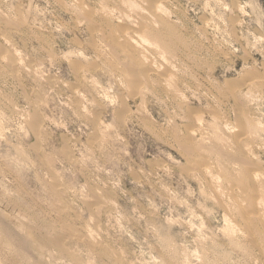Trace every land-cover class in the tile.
<instances>
[{"label":"rangeland","instance_id":"obj_1","mask_svg":"<svg viewBox=\"0 0 264 264\" xmlns=\"http://www.w3.org/2000/svg\"><path fill=\"white\" fill-rule=\"evenodd\" d=\"M151 1L0 0V264L264 261L258 259L261 248L248 249L240 220L242 204L248 202L228 195L231 188L244 187L241 158L252 156L264 177V0H153L164 6L159 5L163 29L180 39L173 51L138 26L150 15ZM105 12L110 19L101 18ZM155 25L162 30L161 23ZM121 27L139 37L143 33L139 41L147 42L141 40L132 52L122 47L123 39L107 37L125 30ZM9 53L17 58L15 68ZM142 54L161 72L166 65L174 70L166 86H160L159 75L147 84L135 77L141 74ZM250 79H257L251 89L246 85ZM231 89L240 90V97L232 98ZM194 115L196 128L191 126ZM189 130L193 134L187 139ZM240 137H246L244 148L236 144ZM181 140L200 147L210 167L207 176L190 171L196 157L184 151ZM212 146L220 151L213 152ZM261 185L257 197L264 202ZM89 227L97 233L93 245L83 229Z\"/></svg>","mask_w":264,"mask_h":264},{"label":"bare ground","instance_id":"obj_2","mask_svg":"<svg viewBox=\"0 0 264 264\" xmlns=\"http://www.w3.org/2000/svg\"><path fill=\"white\" fill-rule=\"evenodd\" d=\"M86 1V0H85ZM123 1V0H122ZM153 1V0H152ZM152 1L150 2V6H152V8L151 9H149L148 7L146 8L147 9V12L145 11V10H142V13H143V11L144 12H146V13H148L149 11H148V9L150 10V12H149V14H143V15H149V16H145L144 18H143V20H142V23H141V21H140V23H138V24H140V25H138V26H140V27H142V29H143V26L144 27H147V32L145 31V33H148V34H145V35H150V36H152V39L155 41V42H157L158 44H160V46L161 47H163V49L164 50H167V51H173L174 49H176L178 46H177V42L178 41H176L175 39H177L176 37H175V35L173 34V32L174 31H172V33H171V31H170V28L169 29H167V27L165 28V29H163V26L162 25H164V26H166V20H164V18H163V16H162V14L160 13V11H161V9H160V7L161 6H163L162 4H160V2L159 3H157V4H153L152 3ZM77 3L78 2H80V1H76ZM106 2V1H105ZM104 2V3H105ZM133 1H131V3H132ZM162 2H163V0H162ZM161 2V3H162ZM64 3H65V1H64ZM69 3V2H68ZM101 3V2H100ZM103 3V2H102ZM125 3V2H124ZM126 3H127V0H126ZM134 3V2H133ZM132 3V4H133ZM139 3V2H138ZM144 3V2H143ZM155 3V2H154ZM164 3V2H163ZM66 4V3H65ZM89 4V3H88ZM110 4V3H109ZM131 4V5H132ZM146 4V3H145ZM151 4H153V5H151ZM67 5V4H66ZM103 5H105V4H103ZM137 5V4H136ZM140 5H141V3H140ZM148 5V6H149ZM159 5H161V6H159ZM234 5V4H233ZM85 6V5H84ZM144 6V5H143ZM142 6V7H143ZM236 6H238V4L236 5ZM68 7V6H67ZM93 7V6H92ZM128 7V6H127ZM164 7V6H163ZM102 9H103V7H101ZM105 8V7H104ZM114 8V7H113ZM136 8V7H135ZM145 8V7H144ZM143 8V9H144ZM159 8V9H158ZM238 8V7H237ZM139 9V8H138ZM141 9V8H140ZM165 9V8H164ZM173 9V8H172ZM92 10V9H91ZM160 10V11H159ZM162 10H163V8H162ZM166 10H169V9H166ZM165 10V11H166ZM104 11V10H103ZM108 11V10H107ZM111 11H113V10H111ZM137 11V10H136ZM86 12V14H87V12L88 11H85ZM100 12V11H99ZM110 12V11H109ZM108 12V13H109ZM138 12V11H137ZM164 12V11H163ZM170 12V11H169ZM111 13V12H110ZM139 13V12H138ZM172 13V12H171ZM89 15H90V13H88ZM87 14V15H88ZM125 15H126V13H124ZM141 14V13H140ZM236 14V13H235ZM86 15V16H87ZM100 15V14H99ZM105 15H106V12H105V14L101 17L102 19L105 17ZM111 15V14H110ZM168 15V14H167ZM107 16V15H106ZM127 16V15H126ZM88 17V16H87ZM95 17V16H94ZM112 17V16H111ZM115 17V16H114ZM138 17H140V16H138ZM84 18V17H83ZM97 18V17H96ZM99 18H100V16H99ZM105 18H109V17H105ZM104 18V19H105ZM126 18V17H125ZM128 18V17H127ZM232 18V17H231ZM24 19V18H23ZM22 19V20H23ZM91 19V18H90ZM110 19V18H109ZM166 19V18H165ZM168 19V18H167ZM80 20V19H79ZM118 20V19H117ZM236 20V19H235ZM100 21H102V20H99V22ZM138 21V20H137ZM170 21V20H169ZM182 21V20H181ZM97 22V21H96ZM172 22V21H171ZM202 22V21H201ZM24 23V22H23ZM98 23V22H97ZM104 23V22H103ZM108 22H107V19H106V24H107ZM120 23V22H119ZM156 23H161V26L162 27H160V28H162V30H166L165 32L163 31L162 32V30L161 31H159V30H157V29H155L154 27H158V26H156L155 24ZM163 23V24H162ZM205 23H207V22H205ZM232 23V22H231ZM22 24V23H21ZM92 24V23H91ZM105 24V25H106ZM123 24V23H122ZM133 24V23H132ZM94 25V24H93ZM102 25V24H101ZM116 25V24H115ZM119 24H117V26H118ZM159 25V24H158ZM169 24H167V26H168ZM170 25H171V23H170ZM174 25V24H173ZM206 25V24H205ZM91 27H93L92 25H90ZM107 26V25H106ZM120 26H122V25H120ZM126 26V25H125ZM154 26V27H153ZM160 26V25H159ZM175 26V25H174ZM119 27V26H118ZM129 26H127V28H128ZM139 27V28H140ZM173 26H171V28H172ZM176 27V26H175ZM178 27V26H177ZM206 27V26H205ZM174 28V27H173ZM172 28V29H173ZM233 28V27H232ZM92 29V28H91ZM113 29V28H112ZM117 29V28H116ZM121 29H125V30H121ZM121 31L119 32V33H115L114 35H116V36H114V35H112L111 33H108V35H107V37L109 38V36H111L112 38H115L116 40L119 38V39H123L124 40V42H125V44L124 45H122V47L124 48V46H126L127 48H129L130 50H132V52L133 51H136V50H138V49H136V47L138 46V43L142 40V39H145V38H142L141 37V35H143V33H141V35H140V37L138 36V35H136V33L137 32H135V31H130V30H127L126 28H122L121 27ZM129 29V28H128ZM138 29V28H137ZM146 28H144V30H145ZM171 29V30H172ZM177 29H180V28H177ZM107 30V29H106ZM114 30V29H113ZM112 30V31H113ZM133 30V29H132ZM174 30H176V28H174ZM179 31V30H178ZM96 32H98V30L96 31ZM100 32V31H99ZM115 32V31H114ZM138 32H140V31H138ZM142 32V31H141ZM176 32V31H175ZM105 33H106V31H105ZM104 33V34H105ZM103 34V31L101 32V34L100 35H104ZM137 34H139V33H137ZM89 35H91L90 33H89ZM176 36H178V35H176ZM191 36V35H190ZM103 37V36H102ZM139 37V38H138ZM144 37V36H143ZM180 37V36H179ZM188 37V36H187ZM187 37H185V38H187ZM104 38V37H103ZM107 38V39H108ZM140 38H142L140 41H139V39ZM151 38V37H150ZM184 38V37H183ZM110 39V38H109ZM148 39V38H147ZM179 39V38H178ZM177 39V40H178ZM95 40H97V39H94L93 41H95ZM106 40V39H105ZM180 40V39H179ZM182 40V39H181ZM122 41V40H121ZM143 42L142 43H144L145 44V42H147V40L144 42V40H142ZM154 41H153V43H154ZM183 41V40H182ZM185 41V40H184ZM190 41V40H189ZM99 42V41H98ZM123 42V43H124ZM152 42V41H151ZM181 42V41H180ZM141 43V42H140ZM150 43V42H149ZM183 43V42H182ZM194 43V42H193ZM146 44H148V43H146ZM152 44V43H151ZM151 44H150V46H151ZM156 44V43H155ZM180 44V43H179ZM185 44V43H184ZM183 44V45H184ZM188 44V43H187ZM191 44V43H190ZM102 45H103V43H102ZM182 45V44H181ZM182 45V46H183ZM186 45V44H185ZM144 46V45H143ZM155 46V45H154ZM202 46V45H201ZM142 47V46H141ZM153 47V46H152ZM157 49L156 50H158V47L157 46H155ZM180 47V46H179ZM185 47H187V46H185ZM190 47H191V45H190ZM143 48V47H142ZM141 48V49H142ZM184 48V46L182 47V49ZM114 51L115 52H117L116 50V48L114 47ZM148 49V48H147ZM162 49V48H161ZM180 49V48H179ZM106 50V49H105ZM110 50H113V49H110ZM145 50V49H144ZM144 50H143V52H144ZM149 51L151 50V49H148ZM152 50H154V47L152 48ZM156 50H154L155 52H156ZM163 50V51H164ZM159 51V50H158ZM163 51H162V53H163ZM183 51V50H182ZM114 52V53H115ZM137 52V51H136ZM145 52H147L146 50H145ZM175 52V51H174ZM102 53H103V51H102ZM159 53H160V51H159ZM169 53H171V52H169ZM173 53V52H172ZM180 53V52H179ZM202 53V52H201ZM10 54V53H9ZM12 54V53H11ZM11 54L9 55V57H8V62H9V65L10 66H13L12 68H15V66L17 65V62L18 61H16V59H15V57L16 56H11ZM14 54V53H13ZM79 54V53H78ZM110 54V53H109ZM116 54V53H115ZM130 54H131V52H130ZM139 54H141V53H139ZM143 54H145V53H143ZM142 54V55H143ZM147 54V53H146ZM149 54V53H148ZM154 54V53H153ZM6 55H7V53H6ZM5 55V58L7 57ZM80 55V54H79ZM112 55V54H111ZM114 55V54H113ZM119 55V54H118ZM117 54L115 55V56H118ZM163 55H165V54H163ZM162 55V56H163ZM171 55V54H170ZM175 55V54H174ZM181 55V54H180ZM83 56V55H82ZM131 56H134L133 54L131 55ZM130 56V57H131ZM144 57H141L140 59H139V65H140V67L139 68H141V74L138 76H135L134 74H133V76H135L136 78H139V81L141 80V81H144V82H146V84H147V81H150V79H152V77H154V76H156V75H159L160 76V80H158V82L160 83V86H162V85H165L167 82L166 81H168L169 80V78L171 77V76H173V74H174V70L173 69H170L169 68V66H165V68H163V71L161 72L160 70H158V69H156L155 67H154V65L152 64V62H150L149 61V59L147 60V58H145L146 56L145 55H143ZM148 56V55H147ZM160 56V55H159ZM158 56V57H159ZM188 56V55H187ZM18 57V56H17ZM170 57V56H169ZM179 57V56H178ZM0 58H3V57H0ZM161 58V57H160ZM163 59H164V57H162ZM174 58V57H173ZM193 58V57H192ZM116 59V61H117V57L115 58ZM131 59H133V58H131ZM156 59V58H155ZM187 59H188V57H187ZM1 60V59H0ZM3 60V59H2ZM137 60V59H136ZM160 60V59H159ZM175 60V59H174ZM179 60V59H178ZM189 60H190V58H189ZM119 61V60H118ZM117 61V62H118ZM134 61H135V57H134ZM158 61V60H157ZM168 61H169V59H168ZM168 61H166V63L165 64H169L168 63ZM191 61H193V63H194V60H191ZM105 62V61H104ZM123 62V61H122ZM136 62V61H135ZM165 62V61H164ZM164 62H162L163 64H164ZM19 63H20V61H19ZM81 63V62H80ZM120 63V62H119ZM157 63V62H156ZM181 63V62H180ZM79 64V63H78ZM91 64V63H90ZM123 64V63H122ZM121 64V65H122ZM159 64H161V63H159ZM195 64V63H194ZM83 65V64H82ZM98 65V64H97ZM172 65V64H171ZM170 65V66H171ZM20 66V65H19ZM72 65H70V67H71ZM113 66V65H112ZM157 66V65H156ZM161 66V65H160ZM159 66V67H160ZM164 66V65H163ZM189 66V65H188ZM188 66H186V68H188ZM200 66V65H199ZM205 66V65H204ZM73 67V66H72ZM74 67H77V66H74ZM119 67H121V66H119ZM126 67V66H125ZM173 67V66H172ZM78 68V67H77ZM85 68V67H84ZM95 68V67H94ZM177 68H178V66H177ZM190 68V67H189ZM79 69V68H78ZM131 69H132V67H131ZM191 69V68H190ZM190 69H189V71H190ZM80 70V69H79ZM118 70V69H117ZM172 70H173V74L171 73L172 72ZM197 70V69H196ZM87 71V70H86ZM88 71H90L89 69H88ZM126 71H128L127 69H126ZM131 71V70H130ZM134 71V70H133ZM136 71V70H135ZM181 71V70H180ZM180 71H179V73H180ZM186 71V70H185ZM184 71V72H185ZM83 72V71H82ZM143 72V73H142ZM264 72V71H263ZM131 75H132V73L131 72H129ZM136 73V72H135ZM191 74V73H190ZM261 74V73H260ZM179 75V74H178ZM194 75V74H193ZM200 75V74H199ZM120 76V75H119ZM184 76H186L185 74H184ZM260 76V75H259ZM127 77V76H126ZM157 77V76H156ZM261 77V76H260ZM262 77H263V75H262ZM128 78V77H127ZM131 78V77H130ZM130 78H129V80L128 79H126L127 80V83H128V81L129 82H131V80H130ZM173 78V77H172ZM174 78H176V77H174ZM180 78V77H179ZM189 78V77H188ZM188 78H186V79H188ZM253 78V77H252ZM133 79H135V78H133ZM182 79V78H181ZM262 79V78H261ZM126 80H124V81H126ZM136 80V79H135ZM134 80V81H135ZM156 80V79H155ZM183 80V79H182ZM257 80V79H256ZM256 80L254 79H250V80H248L247 81V86H248V88L250 87V89H251V86H255V84H256ZM263 80V79H262ZM138 81V80H137ZM157 81V80H156ZM190 81V80H189ZM243 81V80H242ZM95 82V81H94ZM169 82V81H168ZM173 82V81H172ZM179 82H181V81H179ZM136 83V82H135ZM134 83V84H135ZM141 83V82H140ZM140 83H138V86L140 85ZM151 83V82H150ZM165 83V84H164ZM208 83V82H207ZM244 83V82H243ZM133 84V83H132ZM134 84H133V87H134ZM142 84V83H141ZM153 84H154V80H153ZM168 84V83H167ZM172 84V83H171ZM182 84V83H181ZM129 85H131L130 83H129ZM136 85V84H135ZM226 85V84H225ZM230 85V84H229ZM138 86H136V87H138ZM143 86H144V84H143ZM152 86V85H151ZM154 86V85H153ZM166 86V85H165ZM168 86V85H167ZM169 86H171V85H169ZM131 87V86H130ZM146 87V86H145ZM172 87V86H171ZM177 87V86H176ZM164 88V87H163ZM162 87H161V89L162 90H166V89H163ZM132 89V88H131ZM137 89V88H136ZM139 89V88H138ZM136 90L135 92L137 93V91L139 92V91H141V90ZM153 89V88H152ZM172 89V88H171ZM185 89V88H184ZM203 89V88H202ZM212 89V88H211ZM218 89V88H217ZM259 89V88H258ZM261 89V88H260ZM149 90V89H148ZM151 90V89H150ZM149 90V91H150ZM173 90V89H172ZM189 90V89H188ZM196 90V89H195ZM215 90V89H214ZM228 90V89H227ZM75 91V90H74ZM168 91H171L170 89H168ZM167 91V92H168ZM175 92H176V90H174ZM173 91V92H174ZM172 92V91H171ZM213 92V91H212ZM211 92V93H212ZM75 93V92H74ZM146 93V92H145ZM200 93V92H199ZM203 93V92H202ZM221 93V92H220ZM227 93V92H226ZM229 93V92H228ZM256 93V92H255ZM153 94V93H152ZM189 94V93H188ZM205 94V93H204ZM207 94H209V93H207ZM230 94H231V96H232V98H233V96H234V98L235 97H240V96H238L239 94H240V90H237V89H231L230 90ZM135 95V94H134ZM175 95V94H174ZM178 95V94H177ZM192 95V94H191ZM212 95V94H211ZM219 95V94H218ZM249 95V94H248ZM261 95V94H260ZM154 96V95H153ZM157 96V95H156ZM173 96V95H172ZM181 96V95H180ZM200 96H201V94H200ZM210 96V95H209ZM245 96H247V95H245ZM141 97V96H140ZM144 97V96H143ZM182 97V96H181ZM206 97H208V96H206ZM213 98H214V96H213ZM243 98V97H242ZM169 99V98H168ZM178 99H180V98H178ZM214 99H216V97L214 98ZM171 100V99H170ZM162 101V100H161ZM177 101V100H176ZM215 101V100H214ZM213 101V102H214ZM219 101V100H218ZM121 102V101H120ZM175 102V101H174ZM220 102V101H219ZM251 102V101H250ZM209 103H210V101H209ZM218 103V102H217ZM239 103H242V102H240L239 101ZM121 104H123V103H121ZM210 105V104H209ZM247 105V104H246ZM123 106H125V105H123ZM173 106V105H172ZM238 106H240V105H238ZM216 107V106H215ZM247 107V106H246ZM120 108H122V106L120 107ZM141 108V107H140ZM212 108H214V107H212ZM241 108H242V106H241ZM249 108V107H248ZM119 109V108H118ZM117 109V110H118ZM123 109V108H122ZM128 109V108H127ZM215 109V108H214ZM213 109V110H214ZM238 109H239V107H238ZM212 110V109H211ZM244 110H246V109H244ZM169 111V110H168ZM216 111V110H215ZM119 112H121V111H118L117 112V115L119 114ZM192 112H194V111H192ZM234 112V111H233ZM236 112H237V110H236ZM235 112V113H236ZM249 112V111H248ZM247 112V113H248ZM98 113V112H97ZM116 113V112H115ZM191 113V112H190ZM198 113V112H197ZM200 113V112H199ZM210 113V112H209ZM237 113H239V112H237ZM124 114H125V112H124ZM187 114H188V112H187ZM186 114V115H187ZM193 115V114H192ZM195 115H199V114H195ZM191 116V122L193 123H191V126L193 125V126H195V128H196V122H198V117L197 116ZM216 115V117H217V114H215ZM239 114H237V115H235V116H238ZM121 116V115H120ZM188 117L190 116V115H187ZM240 116V115H239ZM244 116H245V114H244ZM249 116V115H248ZM118 117H119V115H118ZM201 117V116H200ZM221 117V116H220ZM246 117V116H245ZM33 118V117H32ZM93 118V117H92ZM95 119L94 120H96V117H94ZM123 118V117H122ZM169 118V117H168ZM171 118V117H170ZM169 118V119H170ZM218 118V117H217ZM237 118V117H236ZM239 119H240V117H238ZM237 118V119H238ZM247 118V117H246ZM190 119V118H189ZM234 119H235V117H234ZM100 120V119H99ZM119 120V119H118ZM213 120V119H212ZM215 120V119H214ZM32 121H33V119H32ZM172 121V120H171ZM257 121V120H256ZM255 121V122H256ZM93 122V121H92ZM91 122V123H92ZM121 122V121H120ZM95 123V122H94ZM100 123H101V121H100ZM245 123H247L246 121H245ZM96 124V123H95ZM94 124V125H95ZM176 123H174V125H175ZM189 124V123H188ZM188 124H187V126H188ZM198 124H199V122H198ZM223 124H225V123H223ZM93 125V124H92ZM172 125V124H171ZM183 125V124H182ZM184 125H186V124H184ZM241 125H243V124H241ZM245 125V124H244ZM248 125V124H247ZM99 126V125H98ZM177 126V125H176ZM192 126V127H193ZM200 126V125H199ZM224 126V125H223ZM250 126H252V125H249V128L246 126V128H248V129H250ZM243 126H241V128H242ZM94 128V127H93ZM92 128V129H93ZM188 128V127H187ZM187 128H186V130H187ZM244 128V127H243ZM243 128L241 129V131L243 130ZM253 128V127H252ZM96 129V128H95ZM149 129V128H148ZM189 129H190V127H189ZM217 129V128H216ZM94 130V129H93ZM101 130V129H100ZM185 130V129H184ZM215 130V129H214ZM261 130V129H260ZM98 131V130H97ZM199 131V130H198ZM216 131V130H215ZM185 132V131H184ZM218 132V131H217ZM243 132H246V131H243ZM262 132V131H261ZM99 133H101V132H99ZM103 133V132H102ZM195 133V132H194ZM241 133V132H240ZM93 134H95V133H93ZM186 134H187V139H190L189 137L191 136V134H193V131L191 132L190 130H189V132H186ZM37 136H38V134H36ZM96 135V134H95ZM105 135V134H104ZM184 135V134H183ZM182 135V136H183ZM241 135H243V133L241 134ZM244 135H246L247 136V133L246 134H244ZM243 135V136H244ZM179 136V135H178ZM177 137V136H176ZM224 137V136H223ZM232 137H234V136H232ZM106 138V137H105ZM244 138H246V137H240L238 140H236V144L238 145L239 144V146L241 145V147H242V145H243V147L242 148H244ZM177 139V138H176ZM226 139V138H225ZM37 140V139H36ZM235 140V139H234ZM176 141V140H175ZM178 141V140H177ZM182 141V140H181ZM248 141V140H247ZM103 142V141H102ZM183 142V141H182ZM188 142H189V140H188ZM235 142V141H234ZM249 142V141H248ZM262 142V141H261ZM184 143V142H183ZM177 144V143H176ZM180 144V143H179ZM190 144V143H189ZM200 144V146L201 145H203L202 143H198V145ZM205 144V143H204ZM247 144V143H246ZM226 145V144H225ZM179 146V145H178ZM182 146H183V148H184V151H186V152H190V154H193V155H195V159L193 160V163H192V167H191V170L190 171H192V170H197L201 175L203 174L204 176L206 175L207 176V172H209L208 170L210 169V167L207 165V162H206V156L205 155H203V154H199V151H198V149H200V147L198 148V149H196L197 148V146H195V149H194V147H192V145H188V144H186V142L184 143V144H182ZM213 146H214V144H213ZM210 147V149L213 151V152H216V151H220V150H218V148L215 146V147ZM238 146V147H239ZM250 146V145H249ZM248 146V147H249ZM252 146V145H251ZM250 146V147H251ZM257 146V145H256ZM202 147V146H201ZM222 147H224V146H222ZM258 147H260V146H258ZM263 147V146H262ZM209 148V147H208ZM228 148V147H227ZM205 150H206V147L204 148ZM236 149V148H235ZM179 150V149H178ZM183 150V149H182ZM201 150V149H200ZM202 150H203V148H202ZM204 150V151H205ZM243 150V149H242ZM248 150V149H247ZM180 151V150H179ZM196 151H198V153L197 154H195V152ZM207 151V150H206ZM240 151H241V149H240ZM250 151V150H249ZM245 153H247L246 151H244ZM206 152H204V154H205ZM211 153V152H210ZM234 153V152H233ZM182 154V153H181ZM230 154V153H229ZM232 154V153H231ZM183 155V154H182ZM233 155V154H232ZM232 155H231V157H232ZM213 156V155H212ZM225 156V155H224ZM228 156V153L226 154V157ZM193 158H194V156H192ZM230 157V158H231ZM234 157V156H233ZM232 157V158H233ZM185 158V157H184ZM192 158V159H193ZM235 158V157H234ZM237 158H241L239 155L237 156ZM251 158H252V156H251ZM250 157H246V158H241L240 159V161L242 162V163H245V166H243L242 168H241V173H242V176H241V179H240V181H241V184L246 188V189H243V188H241V187H238V188H234V189H232L231 188V190H230V192L228 193V195L230 196V197H233V198H238V197H245V200L248 202V204L246 205H243L242 204V208H243V211L244 210H246V211H242V212H240V214H239V216H240V220L242 221V225L244 224V228L246 229L245 230V235H246V238H247V241H248V243H249V248L248 249H257L258 248V250H259V248H261V253L259 254V255H261L262 257H260L258 254H257V256H259V258L258 259H260L261 260V258H263L262 259V261L264 260V207H263V204L262 203H264L263 202V200H262V202H261V199H259V197H257L258 196V194H259V192H258V188H256V187H258L260 184H262L263 185V179H261V178H264L263 176H262V174L260 175V173H259V169H257V165H255L253 162V160L251 159ZM186 160V159H185ZM219 160V159H218ZM217 160V161H218ZM235 160V159H234ZM258 160V159H257ZM186 161H188V160H186ZM214 161V160H213ZM237 161V160H236ZM240 161L238 162V163H240ZM215 162V161H214ZM264 162V161H263ZM216 163V162H215ZM235 163V162H234ZM236 164V163H235ZM257 164V163H256ZM189 165H190V163H189ZM233 165V164H232ZM156 167V166H155ZM159 167V166H158ZM223 167V166H222ZM234 167H235V165H234ZM218 168V167H217ZM186 169V168H185ZM184 169V170H185ZM187 169H189L188 167H187ZM224 169V168H223ZM230 170V169H229ZM236 170V169H235ZM238 170H240V169H238ZM194 172V171H193ZM235 172V171H234ZM196 173V172H195ZM237 173V172H236ZM189 174H191V173H189ZM209 174V173H208ZM202 175V176H203ZM209 176V175H208ZM262 176V177H261ZM198 177V176H197ZM212 178H215V177H213V176H211ZM261 177V178H260ZM219 179V178H218ZM217 179V180H218ZM222 179V178H221ZM232 179V178H231ZM210 180V179H209ZM215 180V179H214ZM224 180V179H223ZM205 182V181H204ZM215 183H216V181H214ZM57 183H58V180H57ZM208 183V182H207ZM209 183H210V181H209ZM208 183V184H209ZM214 184V183H213ZM228 184H229V182H228ZM209 185H211V184H209ZM261 185V186H262ZM59 186V185H58ZM264 186V185H263ZM219 187V186H218ZM227 187H229V186H227ZM236 187V186H235ZM260 187V186H259ZM57 189H58V187H56ZM206 188V187H205ZM204 187H203V189H205ZM214 188V187H213ZM230 188V187H229ZM228 188V189H229ZM211 189V188H210ZM209 189V190H210ZM217 189V188H216ZM260 189V188H259ZM264 188L263 187H261V190H263ZM56 190V189H55ZM60 190V189H59ZM58 190V191H59ZM207 190V189H206ZM218 190V189H217ZM249 190H253L252 191V193H250V191ZM97 191V190H96ZM213 191V190H212ZM216 191V190H215ZM214 191V192H215ZM99 192V191H98ZM217 192V191H216ZM215 192V193H216ZM61 193V192H60ZM202 193V192H201ZM207 193H208V191H207ZM210 193V192H209ZM264 193V192H263ZM262 193V194H263ZM98 194V193H97ZM205 194V193H204ZM214 194V193H213ZM212 193H211V195H213ZM218 194V193H217ZM101 195V194H100ZM210 195V194H209ZM92 196H94V195H92ZM221 196H222V194H221ZM95 197H96V195H95ZM98 197V196H97ZM208 197H210V196H208ZM226 197V199L228 198L227 196H225ZM93 198V197H92ZM216 198V197H215ZM214 198V199H215ZM217 198H218V196H217ZM232 198V201H234V200H239V199H233ZM221 199V198H220ZM93 200H95V199H93ZM211 200H212V198H211ZM100 200H98L97 202H99ZM104 200L102 199V202H103ZM213 201H215V200H213ZM227 201V200H226ZM229 201V200H228ZM240 201V200H239ZM244 200H242V202H243ZM96 202V201H95ZM95 202H94V204H95ZM216 202H218V201H216ZM100 203H101V201H100ZM105 203V202H104ZM110 202H108V204H109ZM235 203H236V201H235ZM96 204H99V203H96ZM225 204V203H224ZM228 204V203H227ZM238 204V203H237ZM111 205V204H110ZM226 205V204H225ZM239 205V204H238ZM100 206V205H99ZM102 206V205H101ZM230 206V205H229ZM105 207V206H104ZM226 208H227V206H225ZM235 207V206H234ZM90 208V207H89ZM98 208H101V207H98ZM239 208V207H238ZM245 208V209H244ZM248 208V209H247ZM97 209V208H96ZM229 209V208H228ZM100 210V209H99ZM227 210V209H226ZM230 210V209H229ZM91 211V210H90ZM223 211V210H222ZM225 211V210H224ZM95 212V211H94ZM226 212V211H225ZM233 212H236V211H233ZM91 214H92V212H90ZM230 214H231V212H229ZM225 214V213H224ZM94 215V214H93ZM92 215V216H93ZM109 215V214H108ZM222 215V214H221ZM227 215V214H226ZM224 216V215H223ZM229 216V215H228ZM236 217V216H235ZM99 218V217H98ZM97 218V219H98ZM225 218H226V216H225ZM230 218V217H229ZM233 218V217H232ZM232 218H231V220H232ZM95 219V218H94ZM224 219V218H223ZM237 219V218H236ZM95 221V220H94ZM229 220H227V222H228ZM225 222V221H224ZM231 221H229V223H230ZM91 223V222H90ZM93 223V222H92ZM226 223V222H225ZM232 223V222H231ZM230 223V224H231ZM96 224V223H95ZM236 224V223H235ZM234 224V225H235ZM1 225V224H0ZM237 225H239V223H237ZM3 226V225H2ZM89 226H92V225H89ZM94 226V225H93ZM92 226V227H93ZM98 226V225H97ZM229 226V225H228ZM233 226V225H232ZM240 226V225H239ZM85 227V226H84ZM230 227V226H229ZM238 227V226H237ZM3 228H5V227H3ZM8 228V227H7ZM6 228V229H7ZM94 228V227H93ZM91 229L90 227L89 228H83L84 230H85V234H87V236H88V238L89 239H86V240H89L88 242H91L92 243V245L93 244H95L96 243V241L94 242V239H96L95 237H94V239H92V236H96V235H94L96 232H95V228H96V226H95V228L94 229ZM201 228V227H200ZM225 228V227H224ZM232 228V227H231ZM242 228H243V226H242ZM242 228H241V231H242ZM10 229V228H9ZM79 229V228H78ZM98 229V228H97ZM96 229V230H97ZM221 229H222V227H221ZM221 229H219V230H221ZM237 229V228H236ZM80 230V229H79ZM230 230V229H229ZM205 231V230H204ZM225 231V230H224ZM224 231L222 230V232L224 233ZM227 231H228V229H227ZM234 232H235V230H233ZM9 232V231H8ZM221 232V231H220ZM233 232V233H234ZM2 233V232H1ZM74 233V232H73ZM84 233V232H83ZM11 234V233H10ZM13 234V233H12ZM81 234V233H80ZM97 234V233H96ZM217 234V233H216ZM232 234V233H231ZM213 235H215V234H213ZM212 235V236H213ZM228 235V234H227ZM242 235H243V233H242ZM6 236V235H5ZM14 236V235H13ZM68 236V235H67ZM73 236V235H72ZM82 236H85L84 234L82 235ZM86 236V237H87ZM239 236V235H238ZM71 237V236H70ZM69 237V238H70ZM74 237V236H73ZM80 237V236H79ZM9 238V237H8ZM12 238H14V237H12ZM76 238V237H75ZM208 238H209V236H208ZM227 238V237H226ZM228 238H229V236H228ZM232 238H233V235H232ZM245 238V237H244ZM244 238H242V239H244ZM39 239V238H38ZM38 239H37V241H38ZM82 239V238H81ZM215 239V238H214ZM235 239V238H234ZM239 239V238H238ZM10 240V239H9ZM8 240V241H9ZM16 240V239H15ZM20 240V239H19ZM205 240H207V239H205ZM208 240H210V239H208ZM236 240V239H235ZM245 240V239H244ZM23 240H21V242H22ZM215 241H216V239H215ZM243 241V240H242ZM20 241H19V243H21ZM49 242V241H48ZM94 242V243H93ZM99 242V241H98ZM211 242V241H210ZM240 242V241H239ZM238 242V243H239ZM8 243V242H7ZM15 243V242H14ZM32 243H34V242H32ZM53 243H55V242H53ZM58 243V242H57ZM83 243V242H82ZM87 243V242H86ZM100 243V242H99ZM168 243V242H167ZM212 243V242H211ZM210 243V244H211ZM216 243V242H215ZM237 243V244H238ZM245 243V242H244ZM244 243L242 242V244L244 245ZM16 244V243H15ZM14 244V245H15ZM27 244V243H26ZM50 244V243H49ZM59 244V243H58ZM204 244H206L205 242H204ZM214 244V243H213ZM24 245V244H23ZM22 245V246H23ZM28 245V244H27ZM26 245V246H27ZM89 245V244H88ZM91 245V244H90ZM166 245V244H165ZM207 245V244H206ZM218 245V244H217ZM228 245H230V244H228ZM247 245V244H246ZM19 246H20V244H19ZM25 246V245H24ZM30 246V245H29ZM33 246H35V245H33ZM47 246V245H46ZM55 246V245H54ZM59 246H61V245H59ZM58 246V247H59ZM97 246V245H96ZM219 246H220V244H219ZM227 246V245H226ZM245 246V245H244ZM262 246V247H261ZM14 247V246H13ZM21 247V246H20ZM57 247V246H56ZM62 247V246H61ZM60 247V248H61ZM65 247V246H64ZM88 247V246H87ZM91 247V246H90ZM103 247V246H102ZM168 247V246H167ZM200 247V246H199ZM214 247V246H213ZM241 247V246H240ZM34 248V247H33ZM66 248V247H65ZM201 248V247H200ZM204 248V247H203ZM206 248V247H205ZM217 248V247H216ZM229 248V247H228ZM8 249V248H7ZM28 249V248H27ZM26 249V250H27ZM170 249V248H169ZM225 249V248H224ZM231 249H233V248H231ZM248 249H246V250H244V251H246V253H249L250 251H248ZM4 250V249H3ZM12 250V249H11ZM16 250H20V249H16ZM68 250V249H67ZM95 250V249H94ZM93 250V251H94ZM101 250V249H100ZM204 250V249H203ZM206 250V249H205ZM234 250V249H233ZM89 251V250H88ZM105 251V250H104ZM201 251V250H200ZM232 251V250H231ZM6 252V251H5ZM14 252V251H13ZM16 252V251H15ZM18 252V251H17ZM20 252V251H19ZM22 252V251H21ZM20 252V253H21ZM29 252V251H28ZM60 252H61V250H60ZM63 252V251H62ZM2 253V252H1ZM8 253V252H7ZM6 253V254H7ZM19 253V254H20ZM90 253V252H89ZM165 253V252H164ZM170 253V252H169ZM202 253H203V251H202ZM16 254V253H15ZM18 254V253H17ZM18 254V255H19ZM23 254V253H22ZM21 254V255H22ZM64 254V253H63ZM62 254V255H63ZM66 254V253H65ZM64 254V255H65ZM95 254V253H94ZM252 254V253H251ZM167 255V254H166ZM199 255H201V253L199 254ZM198 255V256H199ZM211 255V254H210ZM4 256H5V254H4ZM20 256V255H19ZM23 256H25V255H23ZM30 256V255H29ZM66 256H67V254H66ZM195 256H197V255H195ZM207 256V255H206ZM216 256V255H215ZM245 256H247V255H245ZM244 256V257H245ZM27 257V256H26ZM72 257V256H71ZM178 257V256H177ZM218 257V256H217ZM250 257V256H249ZM6 258V257H5ZM28 258V257H27ZM39 258V257H38ZM203 258V257H202ZM12 259V258H11ZM22 259V258H21ZM197 259V258H196ZM214 259V258H213ZM255 259V258H254ZM37 260V259H36ZM39 260V259H38ZM73 260V259H72ZM257 260V259H256ZM2 260H0V262H1ZM6 261H8V260H6ZM25 261H26V259H25ZM35 261V260H34ZM197 261V260H196ZM198 261H200V259L198 260ZM197 261V262H198ZM218 261H219V259H218ZM259 261V260H258ZM5 262V261H4ZM33 262V261H32ZM177 262V261H176ZM207 262V261H206ZM230 262V261H229ZM253 262H255L256 263V261H254L253 260ZM3 263V262H2ZM79 263V262H78ZM168 263H169V261H168ZM183 263V262H182ZM203 263V262H202ZM258 263V262H257ZM263 264H264V261L262 262ZM261 263V264H262ZM4 264V263H3ZM9 264V263H8ZM15 264V263H14ZM81 264V263H80ZM178 264V263H177ZM200 264V263H199Z\"/></svg>","mask_w":264,"mask_h":264}]
</instances>
